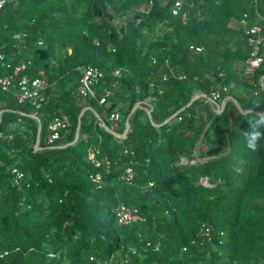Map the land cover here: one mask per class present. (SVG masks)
I'll list each match as a JSON object with an SVG mask.
<instances>
[{
  "label": "trees",
  "instance_id": "1",
  "mask_svg": "<svg viewBox=\"0 0 264 264\" xmlns=\"http://www.w3.org/2000/svg\"><path fill=\"white\" fill-rule=\"evenodd\" d=\"M176 1L7 0L0 8V48L48 80L42 112L71 122L50 144L34 107L0 88V134H13L0 136V264H264V141L253 151L245 139L249 120L264 113V64L252 72L257 93L247 112L233 101L221 114L204 99L188 105L198 90L227 85L233 93L252 51L242 19L264 35V0H183L174 15ZM87 66L104 76L96 95L83 97L77 88ZM120 67L128 76L113 75ZM8 71L0 67V75ZM106 88L114 94L99 104ZM147 95L158 98L152 118L132 113ZM116 110L118 131L129 120L125 138L96 115L110 125ZM200 141L203 159L192 164ZM91 147L98 165L86 160ZM128 165L131 182L121 179ZM96 172L101 187L90 179ZM121 204L142 220L119 223Z\"/></svg>",
  "mask_w": 264,
  "mask_h": 264
},
{
  "label": "built area",
  "instance_id": "2",
  "mask_svg": "<svg viewBox=\"0 0 264 264\" xmlns=\"http://www.w3.org/2000/svg\"><path fill=\"white\" fill-rule=\"evenodd\" d=\"M7 0H0V8L5 4ZM184 7L183 0H177L173 7L172 13L178 15ZM182 19L186 21L187 12L183 13ZM242 23L245 27V32L249 36L250 44L252 45V51L250 56L243 62V69L245 73H252L256 69L260 68L264 64V35L262 27L255 23L249 25V20L247 15L242 19ZM164 31L163 24H160L157 29V33L160 35ZM42 44V41L39 42ZM190 49L196 52H201L203 50L202 46L191 45ZM29 63L27 61L13 62V60L7 56L0 48V67H4L9 70L7 73L0 75V88L6 92L8 95L13 97L18 103H30L34 109L31 112V116L34 118H39L38 121L39 128H42L41 118L46 122V131H47V141L52 144L54 141L58 140L62 136V132L67 130L71 125L70 119L67 116L56 117L50 119L47 117L41 110L44 104L47 102L48 96L46 94V89L49 86L48 80L45 77H35L29 72ZM81 76L79 80V85L77 88V94L83 97L89 95H96L95 86L101 78L104 76V72L97 67L87 66L81 67ZM113 75L117 78L126 75L128 76V71L125 67H120L113 71ZM168 76L164 75V79H167ZM118 82H116L113 87H117ZM229 87L227 85H221L212 90L210 94L198 90L194 93L192 98L204 99L205 102L211 104H222L224 99L227 97ZM114 94L113 88H106L104 94L98 98L99 104H108V99ZM157 97L153 95H147L143 100L138 101L140 103L141 109L146 111L148 114L152 111V104L157 101ZM220 107V106H219ZM100 125L103 126L106 130L111 132L117 138H123L122 134L129 133L130 125L129 121H126L124 129L120 132L119 121L122 118V113L119 110H116L110 114L111 124L108 125L102 119L99 114H96ZM1 116V111H0ZM181 119V117H179ZM167 121V120H166ZM2 137L12 138L13 134L1 133ZM79 137L77 134L76 138ZM129 150H125V153H128ZM98 149L91 147L86 153V160L98 165L97 160ZM133 153V152H132ZM182 160L187 161L185 157H182ZM190 163L194 164L198 159L189 160ZM106 171H110L111 162L107 160L106 162ZM12 172L16 175V178L19 179L23 176V173L16 167L12 169ZM134 168L132 165L126 166L124 172L121 175V179L127 182H131L134 178ZM91 181L96 184L97 187H101L104 183V174L103 172H96L90 175ZM204 183H207L206 180H203ZM153 185V183H150ZM117 217L119 223L130 224L132 222L142 220V216L136 209L128 208L124 205H120L117 210ZM92 260H95V257H91ZM96 264H107L105 261L96 260Z\"/></svg>",
  "mask_w": 264,
  "mask_h": 264
},
{
  "label": "crops",
  "instance_id": "3",
  "mask_svg": "<svg viewBox=\"0 0 264 264\" xmlns=\"http://www.w3.org/2000/svg\"><path fill=\"white\" fill-rule=\"evenodd\" d=\"M258 83L261 86V90L264 91V73H261L259 75ZM230 90L233 93L232 94H228L227 96H229V95L233 96V98L235 100H237L238 104L241 105V107H242V110L238 107L240 109V111L247 112L249 105L252 103L251 99L255 98L256 97V93H257V90L255 88V80H254L253 73L241 74L240 77L238 78V82H234L233 81L231 83ZM212 107L215 110H217V108L219 106L214 103V104H212ZM139 108H141V107H139ZM133 112L134 111L132 110V113ZM235 117H236V115L233 116V118H235Z\"/></svg>",
  "mask_w": 264,
  "mask_h": 264
},
{
  "label": "clouds",
  "instance_id": "4",
  "mask_svg": "<svg viewBox=\"0 0 264 264\" xmlns=\"http://www.w3.org/2000/svg\"><path fill=\"white\" fill-rule=\"evenodd\" d=\"M250 130L246 131L245 139L247 147L255 151L259 143L264 141V113H257L249 120Z\"/></svg>",
  "mask_w": 264,
  "mask_h": 264
},
{
  "label": "water",
  "instance_id": "5",
  "mask_svg": "<svg viewBox=\"0 0 264 264\" xmlns=\"http://www.w3.org/2000/svg\"><path fill=\"white\" fill-rule=\"evenodd\" d=\"M195 99H196V98H192L191 101H190V103H189L188 105H191V104L195 101ZM230 101H233L234 103H236V104L238 105V107L242 110V107L238 104V101L235 100V99L233 98V96L229 95V96H227V97L224 99V101L222 102V104H219V105H218V106H220V107L217 108V110H216L217 113H219V114L223 113L224 110H225V108H226V106L228 105V103H229ZM139 107H140V103L137 102V103L135 104V107H134L133 111H135V110H136L137 108H139ZM87 109H89V107H85V108L82 110L81 114H80V118H79L78 126H77V134L80 133V128H81V117H82V115L85 113V111H86ZM184 109H185V108H182V109H181L180 111H178L176 114L172 115V116H171V119H173L175 116H177V115H178L181 111H183ZM1 113H3V110H1ZM149 116L152 118L151 113H149ZM37 120L40 121L39 118H37ZM157 125H158V124H157ZM40 130H41V128H39V133H40ZM127 135H128L127 133H124V134H122V137L125 138V137H127ZM72 143H73V142H72ZM67 145H69V144H67ZM57 147H59V146H57ZM40 148H41V146H40V140L38 139L37 142H36V144H35V149L38 150V149H40Z\"/></svg>",
  "mask_w": 264,
  "mask_h": 264
},
{
  "label": "rangeland",
  "instance_id": "6",
  "mask_svg": "<svg viewBox=\"0 0 264 264\" xmlns=\"http://www.w3.org/2000/svg\"><path fill=\"white\" fill-rule=\"evenodd\" d=\"M140 9H141V7H140ZM142 9H146V7L145 6H143L142 7ZM205 147H206V144H205V142H199L198 143V145H197V148H196V150H195V156H196V160L197 159H203V158H201V153L205 150Z\"/></svg>",
  "mask_w": 264,
  "mask_h": 264
}]
</instances>
